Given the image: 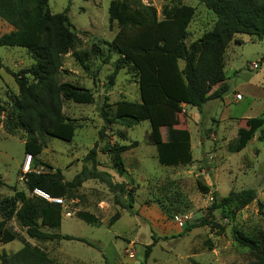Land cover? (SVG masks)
<instances>
[{
	"label": "rangeland",
	"instance_id": "obj_1",
	"mask_svg": "<svg viewBox=\"0 0 264 264\" xmlns=\"http://www.w3.org/2000/svg\"><path fill=\"white\" fill-rule=\"evenodd\" d=\"M112 1H49L51 14L63 13L69 7L71 29L78 37L75 50H91L96 45L101 48L102 56L89 62L91 74L82 70L72 53L63 57L60 82L89 90L94 103L80 105L64 102L66 118L76 125L74 140L68 143L47 137L46 148L36 166L32 161L31 170H60L66 180H72L86 165L87 154L98 144V169L109 173L114 183L126 186V193L121 195L122 201L126 206L129 204L127 193L130 192L134 197L133 208H121L115 202V195L104 184L91 180L78 190L75 200L65 201L61 228L51 230L43 227L42 230L96 242L107 250L113 264L250 263L254 255L237 242L236 232L257 239L264 231V215L260 212V205H263L264 211V140H259L264 130V37L240 34L229 45L225 72L230 92L223 100L207 103L202 112L183 106V111L175 114L178 128L188 129L191 134L193 160L186 166L167 168L159 164L157 157L156 144L164 139L165 134L159 121H145L132 128L115 123L103 139L99 137L104 126L100 117L104 104L109 106L110 117L115 118L118 102H140L139 78L130 67L120 70L115 84L108 86V77L114 73L119 58L108 47L120 30L116 22L112 25L109 22ZM141 1L144 5L155 7L159 19L163 18L165 9L177 5L193 7L195 14L188 28V46L212 30L217 20L212 10L198 0H177L174 3L166 0ZM12 30L8 23L0 19V36ZM107 56L111 60L104 64L103 59ZM0 59L3 66L0 70V175L4 181V185L0 186V198L13 196L14 190L31 196L23 173L27 156L24 147L26 134L20 128L8 133L6 128L7 120H19L14 112L18 86L7 69L19 72L29 68L34 61L26 49L19 47H0ZM237 95L242 98L238 100ZM241 131L246 132L244 136ZM122 133L127 137L125 140L121 137ZM242 137L247 144L235 152L233 147ZM134 142L138 146L123 153L127 173L121 177L103 149ZM87 165L90 166L89 163ZM200 185L207 187L209 192L202 190ZM247 189H254L257 196L245 208L237 211L226 206L212 210L215 202L220 203L231 192ZM79 211L95 215L101 226L89 225L76 218L75 214ZM66 213L73 217L68 218ZM116 213L121 215V219L111 225L110 220ZM200 221L212 224L173 238L186 223ZM10 225L29 243L37 241L29 239L16 220H12ZM131 241L134 245L128 247ZM65 245L71 247L68 254L70 260L81 259L87 264H105L107 261L100 248L88 249L72 242ZM150 245L153 246L146 261V250ZM22 246L19 240L5 245L0 242V257L17 252Z\"/></svg>",
	"mask_w": 264,
	"mask_h": 264
},
{
	"label": "trees",
	"instance_id": "obj_2",
	"mask_svg": "<svg viewBox=\"0 0 264 264\" xmlns=\"http://www.w3.org/2000/svg\"><path fill=\"white\" fill-rule=\"evenodd\" d=\"M49 1L0 0V19L13 28L11 32L0 36V47L26 49L34 61L29 68L19 72L7 69L18 86L19 95L14 112L19 120H7L6 124L8 133L20 128L26 134L25 154L32 157L34 166L46 148L47 137L68 143L74 140L76 125L66 118L64 102L71 101L80 105L94 103L93 94L89 90L60 82L63 57L72 53L82 70L91 74L89 62L92 58L99 59L102 56L101 48L96 45L91 50H75L78 37L71 29L69 7L63 13L51 14ZM166 1L174 3L177 0ZM198 1L212 10L217 20L212 30L190 46L186 41L195 14L193 7L177 5L165 9L162 19H159L155 7L144 5L141 0H113L109 8V22L111 25L116 22L120 30L108 44L109 51L119 56L114 73L108 77V86L115 84L120 70L130 67L139 78L140 102H118L115 118L110 117L107 111L109 106L104 104L100 109L104 126L99 137L103 139L115 123L132 128L145 121H159L165 134L164 139L156 144L157 157L159 164L167 168L186 166L193 160L191 134L188 129L178 128L175 114L183 111L182 105L202 112L207 103L223 100L230 92L225 72L229 45L240 34L264 37V0ZM110 60L111 57L107 56L103 63L107 64ZM2 68L0 59V70ZM241 132L243 136L246 133ZM121 137L124 140L127 138L124 133ZM259 140H264V130ZM246 144L242 137L233 150L239 152ZM137 146L134 142L103 149V153L111 158L119 176L127 173L123 153ZM97 148L98 144L87 154L84 160L86 165L72 180H66L60 170H31L24 174L25 185L31 196L24 191L14 190L13 196L0 198V242L5 245L19 240L23 244L22 249L15 254H3L0 264H55L47 253L29 243L10 225L12 220H16L33 240L76 241L98 248L84 238L44 232L43 227L51 230L61 228L63 206L35 195V190L44 192L51 199L72 201L86 182L95 180L115 195L118 206L130 210L133 208L134 197L130 192L127 193L129 204L126 206L122 201L121 195L126 193V186L114 183L109 173L98 169ZM3 185V177L0 175V186ZM200 186L206 193L209 192L207 187ZM256 196L254 189L231 192L220 203L215 202L212 210L229 206L239 211L254 201ZM260 207L264 215L263 205ZM75 216L89 225L101 226L99 219L89 212L79 211ZM120 219L121 215L116 213L110 224ZM211 224L209 221L186 223L173 238L183 237L194 229ZM236 240L253 253L254 259L248 264H264V231L257 239L236 232ZM152 246L147 247L146 261Z\"/></svg>",
	"mask_w": 264,
	"mask_h": 264
},
{
	"label": "crops",
	"instance_id": "obj_3",
	"mask_svg": "<svg viewBox=\"0 0 264 264\" xmlns=\"http://www.w3.org/2000/svg\"><path fill=\"white\" fill-rule=\"evenodd\" d=\"M183 106H187V105H182V107ZM66 216L68 218L73 217V216H71V214L66 215ZM56 234H62V233H56ZM62 235H64V234H62ZM79 238H81V237H79ZM31 240H33V239H31ZM13 242H15V241H13ZM66 242L80 243V242H76V241H46V242L34 241V244H32V245L39 247L42 251L47 253V255L55 261V264H87L86 261H83L81 259H76L74 261L69 259L68 254L70 252L69 248H71V247L68 245H65ZM89 242L93 243L98 248H100V250H99L100 253L105 257V259H107V261L105 260V264H113L112 261L110 260L109 256H108V254H107V250L104 247H101L96 242H93V241H89ZM10 243H12V242H10ZM10 243H8V244H10ZM80 244H82L84 248L87 247L88 249H93V247H90L86 244H83V243H80ZM133 245H134V242L131 241V242H129L128 247L129 246L132 247ZM0 248L2 249V247H0ZM126 249H127V246L125 248V254H126ZM15 253L16 252L7 253V254L12 255ZM114 257H115V254H114Z\"/></svg>",
	"mask_w": 264,
	"mask_h": 264
},
{
	"label": "built area",
	"instance_id": "obj_4",
	"mask_svg": "<svg viewBox=\"0 0 264 264\" xmlns=\"http://www.w3.org/2000/svg\"><path fill=\"white\" fill-rule=\"evenodd\" d=\"M255 67H257L255 64H254ZM242 97L240 95H237V99H241ZM31 165H32V157L30 155H27L26 156V160H25V163H24V168H23V173L24 174H27L29 172H31ZM34 194L37 195V196H40L48 201H51V202H54L56 204H60L62 205L63 207H65V201L62 200V199H51L47 194H45L44 192L40 191V190H35L34 191ZM66 215H70L69 213H66Z\"/></svg>",
	"mask_w": 264,
	"mask_h": 264
}]
</instances>
